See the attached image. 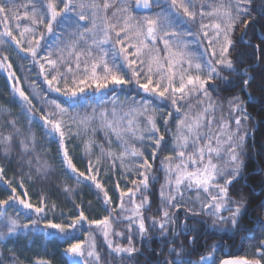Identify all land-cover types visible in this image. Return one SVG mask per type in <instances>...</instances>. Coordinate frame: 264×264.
<instances>
[{
    "label": "snow or ice",
    "instance_id": "6c2138e0",
    "mask_svg": "<svg viewBox=\"0 0 264 264\" xmlns=\"http://www.w3.org/2000/svg\"><path fill=\"white\" fill-rule=\"evenodd\" d=\"M38 2L39 0H26L24 4H17L15 0H0V20L5 24L10 20H16L18 22L16 29L19 30L18 38L13 29L6 26L4 31L0 32V44L5 43L4 37L9 38L22 52H26L31 56L32 60L39 65L41 74L45 73V64H47L49 69L48 74L44 75V79L49 88L69 99L76 98L85 93L86 89L93 87L96 91H100L109 88V86L116 88L134 84L149 96L170 101L177 113L187 108L188 110L183 113V118L179 119L177 123L175 157L179 158V162L175 164L173 169L171 166L173 157H166V160L170 163L165 165L166 183L165 186H162L161 198L166 199L168 205L172 208L181 207L182 205L173 203V201L177 200V195L180 199H183L181 185L187 181L188 188L195 185L197 189H202L203 192L208 193L210 197V202L202 204L200 212L189 209L192 215H210L214 217V223H230L232 228H237L240 222L241 210L246 200L242 194L239 200L230 198L229 186L239 175L241 153L238 149L243 148L245 135L240 134V118L235 119L236 131H229L223 140H221V136H225V130L230 127L227 122L222 121L220 123L217 133L211 132L214 121V115L211 114L214 113L216 105L212 101L207 85L214 80H227L226 76L221 75L225 70L229 73H236L234 62L230 57V50H234L232 33L237 30L239 25L245 30L244 36L247 35L249 24L257 19L252 8L254 0H234V3L230 2L227 5L221 3L218 7L212 8L210 6V10L207 12L203 6L201 7L199 12V16L202 18L200 30L203 39L207 40L206 52L210 53L207 61H203L201 57L193 56L187 50V44L184 41L175 39L181 35H192V33L190 31L188 33L179 31L178 26L184 21L179 18L178 13H173L170 10L158 12L151 17H145L143 22H139L132 15L130 0H120L119 6H117L116 0H99V2L98 0H87V2L85 0H59L62 7H58L57 0H44L46 10L45 7L38 8ZM153 3L154 0H135V7L150 9ZM170 3L172 9L180 10L188 20L196 22L197 12L193 10L192 0H187V2L186 0H170ZM156 6L160 7V4L157 2ZM20 8L24 9L22 13L19 11ZM109 9H112L111 15H109ZM261 11H264V5H262ZM69 13H75L77 19L72 21L71 17L68 16ZM205 16L214 19L210 23H204L203 17ZM65 17H68L70 22L64 32L62 35H57L55 43L49 46V50L44 55H41V40L45 38V34L54 35L55 28L65 24ZM98 19L102 20V24L97 23ZM20 20L29 22L22 27V30H20ZM83 21H87V23L81 25L80 22ZM40 26L43 27L44 31H41L37 38L36 32ZM26 34H30V38L27 41L28 47L25 48L22 43ZM63 36H67L68 39L64 40ZM241 39L243 40L244 37L242 36ZM158 42L163 44V49L157 47ZM109 43L112 44L110 49L105 47ZM261 43L264 44V41H261ZM117 45L119 46L118 53ZM54 50L55 58H53ZM255 50L260 53L262 51L261 45H255ZM161 52L164 54L161 55ZM110 54L111 60L108 59ZM118 56L122 57L123 64L117 63ZM8 59L7 55L3 57L0 68L6 70L12 68L10 63L5 65ZM41 61L44 63H41ZM243 75L247 77L243 79V84L247 89L253 83L254 78L248 75L247 69ZM14 77L15 73L9 72V78ZM16 83L19 84L18 78ZM256 86L264 89V83ZM13 92L18 94L20 100L27 105L25 116L29 131L24 132L21 127L17 126L15 120L8 121L11 131L7 134L0 133V151L3 152L4 157L7 158L13 150L18 149L21 158H26L25 162L29 169L31 170L33 167L34 159L37 174L43 173L46 178V173L49 170L47 161H42L39 155H30L36 151L35 134L31 132L35 116L31 113L39 112V120L42 122L41 127L45 130V134L49 138L53 135L59 137V150L66 168L70 169L72 173H78L85 180H90L103 193L104 203L106 205L110 204L111 199L108 192L103 184L97 180L96 175H86L84 172H78L72 161L65 144V129L68 132L72 131L68 121L65 120V117L70 115L69 109L55 100L48 102L53 109L52 111L37 108L22 88L14 86ZM193 99L200 106L195 110L191 103ZM228 103L232 111L246 113V109L242 107L243 102L240 101L238 96L233 97ZM154 112L155 109L151 107L149 101L137 102L133 98L131 105L127 106V111L122 114L117 112L115 99L113 100L111 113L103 111L99 114L101 127L105 130L109 144L112 143L111 137L114 136L120 142L119 147L122 149L119 155L111 150L104 152L101 149L102 156L112 159L113 167H115V160L117 159L120 161L121 167H124L127 158H140L137 166L144 169V171L136 173L143 179L132 181L136 185L135 191L128 189L121 192V198L128 196L134 207L131 210L125 208L123 199H121L119 205L121 212L130 213L124 216L129 221V231H131L133 225H138L141 236L147 232L143 211L148 204V198L145 195L140 203H136L135 192L148 189V170L151 169L152 165L132 141H143L145 139L139 117H144L147 125L150 126V129H148L150 132L157 133L159 131L152 115ZM168 115L171 117L172 114L169 113ZM95 118L94 111L93 115H86L79 120L71 117V123L77 124L78 127L87 131L90 122ZM244 119H248L246 114ZM165 124H167V120H165ZM75 135L79 136V131ZM148 139L152 140L159 148L164 137L162 135L159 137L150 135ZM213 141H215V145H213ZM190 142L193 149L191 152L188 151ZM222 145L227 146L226 151L233 165L232 170L226 174L222 172L213 159L214 156L217 159L221 157ZM85 151L91 154V143L86 144ZM152 155L154 158L155 151ZM100 162L101 158L98 157L96 164ZM89 163L88 172L92 173L95 170L98 173L99 169H95L91 165V161ZM4 172L5 169L0 167V180L4 179ZM173 172H175L174 177ZM221 176L223 182L220 180ZM173 179L175 194L170 192L165 195L163 188L171 186ZM5 183L11 189V193L7 199H0V208L9 205V201H15L23 208L34 211L38 217L41 213H44V206H33V204L21 198L28 195L27 191L17 194V188L12 185L11 181H5ZM23 186L21 180L20 187L23 188ZM117 187L119 188V185ZM210 189H215V193ZM64 190L70 191L67 187ZM230 202L234 207H228ZM41 204L43 205V200ZM207 209H213V211L208 212ZM222 211H227L230 215L225 217L221 215ZM0 219L6 222V230L4 233H0V240L15 235L21 227L17 219L7 217L3 211H0ZM86 220H88L87 216L83 210H80L78 216L69 225L48 221L44 226L65 234L70 228ZM31 223L36 225L37 220H32ZM90 223L97 228L102 226L103 235L109 249L117 255L126 254L131 257L137 251L132 246L131 238H129L128 247L114 246L108 240L109 233L112 230L110 216L92 220ZM170 223L174 224L175 218L170 215L168 210H163L161 220H153V225L158 224L162 233H166L167 225ZM22 227L27 229L28 225L24 224ZM173 232L175 233V229H173ZM116 234L120 235V233ZM195 239V236H193L190 243H194ZM214 251L215 248L213 247L208 256H202L195 264H208L212 260L211 252ZM66 252L74 257H85V249L81 242L70 244ZM86 255L94 261V264H101V256L96 251L94 241L89 245ZM169 255L175 258L167 260L166 264H192L191 261L184 262L181 260V251L176 247L169 249ZM256 256L259 258L221 260L220 264H261V261L264 260V240L261 241ZM16 259L13 256L10 264H16ZM0 264H3V262L0 261ZM38 264H48V262L39 261ZM85 264H88V262L85 261Z\"/></svg>",
    "mask_w": 264,
    "mask_h": 264
},
{
    "label": "trees",
    "instance_id": "16d2710c",
    "mask_svg": "<svg viewBox=\"0 0 264 264\" xmlns=\"http://www.w3.org/2000/svg\"><path fill=\"white\" fill-rule=\"evenodd\" d=\"M15 2L24 4L26 0H15ZM157 2L160 7L156 6ZM230 2L234 3V0H192L193 10L197 12L196 22L188 20L180 10L172 9L170 0H154L153 6L147 10L136 8L135 0H130L132 5L130 10L139 22H143L145 17L154 16L161 11L170 10L173 13H178L179 18L184 21L178 26L179 31L181 33L190 31L192 35H181L175 39L184 41L187 44V50L193 56L201 57L203 61H207L210 53L206 52L207 40L203 39L201 34L200 21L202 18L199 16V12L202 6L207 12L210 10V6L214 8L221 3L227 5ZM57 3L58 7H62L59 0H57ZM116 3L119 6L120 0H116ZM262 5H264V0H254L252 8L257 19L249 24L246 36H244L245 30L239 25L237 30L232 33L234 50H230V57L234 62L236 73H229L225 70L221 75L226 76L227 80H214L207 85L212 101L216 105L215 112L212 115L219 116L221 114V116H224L228 113L231 110L228 101L237 96L243 102L242 107L246 109V113L236 111V116L242 120L243 128L241 132H246V136L240 155L242 162L240 174L229 186L230 198L239 200L242 194L246 200L241 210L239 226L235 229L232 228L230 223H214V217L210 215H192L189 209L200 212L202 203L194 199L193 193L189 189H181L183 199H180L177 195V200L173 201V203L182 205L179 208L170 207L167 200L161 198L162 186H165L166 183L165 165L170 163L166 160V157L171 156L169 149L174 141V126H176L178 115L181 114L175 111L170 101L149 96L134 84L116 88L109 86V88L100 91H96L93 87L86 89L85 93L76 98L69 99L49 88L44 79V75L48 74L49 66L47 64H45V73L41 74L39 65L32 60L31 56L26 52H22L9 38L4 37L5 43L0 44V62L7 55L9 59L5 62V65L10 63L12 68L8 70L0 68V133L7 134L11 131V126L8 123L10 120H15L17 126L21 127L24 132L29 131L25 116L27 105L20 100L18 94L13 92L14 86L22 88L37 108L52 111L53 109L48 103L52 100L68 108L70 115L65 117V120L68 121L72 131L68 132L65 129V144L72 161L78 172H84L86 175H96L97 180L103 184L108 192L111 203L107 205L104 203L103 193L90 180H85L78 173H72L70 169L66 168L59 150L58 135L49 138L41 127L42 122L39 120V112L31 113L35 116L31 132L35 134L36 151L30 155H39L42 161H47L49 170L45 178V174H37L34 159L33 167L31 170L29 169L25 162L26 158H21L18 149L13 150L7 158L0 151V167L5 169L4 179L0 180V199H7L10 195L11 189L5 181H11L12 185L17 188V194L27 191L28 195L21 198L33 204V206H44L45 211L38 217L34 211L23 208L15 201H9V205L0 208V211L5 212L7 217L17 219L21 225L15 235L0 240V261L3 264H10L13 256H15L17 258L16 264H38L39 261H47L48 264H81L74 263L72 256L67 254L66 250L72 243L81 242L86 244L89 238H93L95 241L96 251L101 256V264H166L167 260L175 258L169 255V249L173 247L181 251L180 258L184 262H196L202 256L209 254L214 247L215 251L211 253L217 258V264L219 259L224 257V243L228 241L229 237L231 238L229 245L232 248V255H241L242 250H238L242 248L241 239L244 236L241 228L246 222H249V210L255 208L252 211L251 218L264 219L262 217V206H258L259 199L254 195L252 196L251 192L252 187L255 189L264 188V89L256 86L264 83V44L261 43V41H264V11H261ZM37 7H45L44 0H39ZM19 11L22 13L24 9L20 8ZM111 12L112 9H109V15H111ZM68 16L71 17L72 21L77 19L75 13H69ZM64 19L65 24L56 27L54 35L45 34V38L41 40V55H44L49 50V46L55 43L56 36L62 35L64 32L70 22L68 17ZM213 19V17L205 16L203 22L210 23ZM17 23L16 20H10L5 24L0 20V32H3L7 26L12 28L14 34L19 38V30L16 29ZM19 23L21 25L20 30H22V27L29 22L20 20ZM80 23L83 25L87 21ZM97 23L102 24V20L98 19ZM41 31H44L42 26L37 29V38ZM242 36L244 37L243 40L241 39ZM29 38L30 34H26L22 43L23 47H28L27 41ZM63 39L67 40L68 37L63 36ZM257 44L261 45L262 51L260 53L255 50ZM105 47L110 49L112 44L109 43ZM157 47L163 49V44L158 42ZM116 49L118 53V45ZM163 54L161 52V55ZM65 55L67 54L65 53ZM53 58H55V50ZM108 59H112L111 54ZM41 63L44 62L41 61ZM117 63L123 64L122 57L118 56ZM246 69L248 75L254 78L253 83L247 89L243 84V79L247 78L243 75ZM9 72H14L15 77L10 79ZM17 78L19 84L16 83ZM133 98L137 102L147 100L151 103V107L155 109L152 114H154L153 117H155V123L159 129L157 133H150L148 129L143 128L146 121L141 118L139 121H142L140 123L141 128L146 131H143L145 139L143 141H132L152 165L151 169L148 170V189L135 192L136 203H140L145 195L148 198V204L143 211L147 232L143 236L138 231V225H133L131 231H129V221L124 216L130 213L121 212L119 207L121 199H123L125 208L131 210L134 207L128 196L121 198V192L128 189L135 191L136 185L132 181L143 179V177L136 174L144 171V169L137 166L140 158H127L124 167H121L120 161L117 159L115 160V167H113V160L107 156H102L101 153V149H103L104 152L111 150L119 155L122 149L119 147L120 142L114 136L111 137L112 143L109 144L105 130L101 127L99 114L103 111L111 113L114 99L116 100L118 114H122L127 111V106L131 105ZM193 102H195V99H193ZM94 111L96 118L90 122L87 131H80L77 124L71 123V117L79 120L86 115H93ZM169 113L172 114L171 117H169ZM245 114L248 119H244ZM217 118L214 117L215 120ZM165 120H168L167 124H165ZM77 131H79V136L75 135ZM150 135L156 137L162 135L164 137L159 148L152 140L148 139ZM89 143H91V154L85 151V146ZM154 151L155 157L153 158ZM98 157L101 158V162L96 164ZM89 161L95 169H99L98 173L95 170L92 173L88 172ZM178 162L179 160L171 162V166ZM259 170H262L260 174L258 173ZM21 180L23 181V188L20 187ZM117 185H119V188ZM65 187L70 191H65ZM163 190L165 195L170 192L175 194L174 179L172 185L164 187ZM42 200L43 205L41 204ZM228 207H234V205L230 202ZM80 210L84 211L88 220L70 228L65 234L44 226L48 221L69 225L78 216ZM163 210H168L170 215L175 218L174 224L167 225L166 233L161 232L158 224L153 225V220L159 221L162 219ZM207 211L212 212L213 209H207ZM221 215L228 217L230 213L222 211ZM106 216L111 217L112 223L108 240L114 246L128 247L129 238H131L132 246L137 249L131 257L126 254L117 255L112 252L103 235L102 226L97 228L90 223L92 220L103 219ZM32 220H37V224L32 225ZM24 224L28 225L27 229L22 227ZM254 224L252 226L250 224L249 227L252 228ZM5 225V220L0 219V233L5 232ZM173 229H175V233ZM250 231L257 236L263 235L264 232L262 227L259 229L253 228ZM116 233H120V235ZM193 236L196 238L195 242L190 243ZM252 246L255 245L252 244ZM91 264H94V262Z\"/></svg>",
    "mask_w": 264,
    "mask_h": 264
},
{
    "label": "rangeland",
    "instance_id": "374dc122",
    "mask_svg": "<svg viewBox=\"0 0 264 264\" xmlns=\"http://www.w3.org/2000/svg\"><path fill=\"white\" fill-rule=\"evenodd\" d=\"M139 9H144V8H139ZM145 10V9H144ZM147 10V9H146ZM192 105H193V109L195 110L196 108H199L200 106L199 105H197L195 102H193V100H192ZM188 109L187 108H185V109H183V111L182 112H180L181 114L180 115H178V118L176 119V122L178 123V121H179V119H182L183 118V113H184V111H187ZM215 112V111H214ZM218 114H220V113H218ZM152 115H154V114H152ZM212 115V114H211ZM214 117H218L217 118V120H215L214 119V121H213V125H212V128H211V132L212 133H217L218 132V129H219V125H220V123L223 121V122H227L228 124H229V129H227V130H225V136H221V140H223V139H225L226 138V134L230 131V132H235L236 131V125H235V119L236 118H239V117H237L236 116V111H232V110H230L228 113H226L224 116H221V114L219 115V116H215L214 115ZM141 118H143L144 119V117H139L138 119H141ZM210 118H211V116H210ZM154 119H155V117H154ZM168 119V118H167ZM169 120V119H168ZM168 120H167V122H168ZM144 121H146L145 119H144ZM142 121L140 120V123H141ZM232 122H234V123H232ZM177 123H176V126H174L175 127V129H174V141H173V144H172V146L170 147V149H169V152H170V154H171V156L170 157H173V160L171 161V162H173V161H175V160H179V158L178 157H175V151H176V141H175V137H176V135H177ZM88 128H89V126H88ZM144 129H150V126L149 125H147V122L145 123V127H143ZM243 128V125H242V120H241V128H240V134H242V135H245L246 136V132H241V129ZM80 131H84V129L83 128H80L79 129ZM144 132H146L145 130H143ZM202 131H204V130H202ZM150 132V131H149ZM150 133H152V132H150ZM205 134H207L206 132H205ZM245 141V140H244ZM213 145H215V141H213ZM226 148H227V146L226 145H222V148H221V157L219 158V159H217V158H215V156L213 157V159H214V162L215 163H217V165L219 166V168L222 170V172L224 173V174H226V173H228V172H230L231 170H232V168H233V165L231 164V162H230V160H229V155H228V153H227V151H226ZM193 149H192V147H191V142H190V145H189V148H188V151L189 152H191ZM238 151L241 153V149H238ZM240 161H241V158H240ZM169 164V163H168ZM241 166H242V162H241ZM241 166H240V169H241ZM172 167H173V169L175 168V165H172ZM190 168H191V166H190ZM239 172H240V170H239ZM175 172H173V174H174ZM240 174V173H239ZM239 176V175H238ZM220 180H221V182H223V177L221 176L220 177ZM175 183V182H174ZM181 189L182 190H186V189H189L190 191H192V193H193V197H194V199L196 200V201H198L199 203H202V204H206V203H208V202H210V197H209V194L208 193H205V192H203L202 191V189H197L196 188V186L195 185H193L191 188H188L187 187V181H185V183L184 184H182L181 185ZM210 191H212L213 193H215V189H210ZM94 240H93V238H89V240L86 242V244H83V246H84V249H85V257L84 258H81V257H74V256H72L71 258H72V261L74 262V263H83V264H85V261H87L88 262V264H91L92 262H94V261H92L90 258H88L87 257V255H86V253H87V250L89 249V245L93 242ZM95 242V241H94ZM209 264V263H208Z\"/></svg>",
    "mask_w": 264,
    "mask_h": 264
},
{
    "label": "flooded vegetation",
    "instance_id": "af4514ba",
    "mask_svg": "<svg viewBox=\"0 0 264 264\" xmlns=\"http://www.w3.org/2000/svg\"><path fill=\"white\" fill-rule=\"evenodd\" d=\"M262 172V170H259L258 173L260 174ZM251 192H252V196H256L259 199V203L258 206H262L261 210H262V217H264V188H259V189H255L254 187L251 188ZM255 208H252L249 210V222L245 223V225L243 226V228H241L243 230V237L241 239L242 241V248L238 249V250H242V254L241 255H232V248L231 245H229V242H231V238L229 237L224 244H225V250H224V257H222V259H219L217 264H220L221 260H224L226 258H231V257H241V258H248V259H253V258H259L258 256H256V251L257 249L261 246V241L264 240V232L263 235L261 234L260 236L254 235V233L252 231H250L251 229H259L260 227L263 228L264 231V219L261 220H257L254 217H250L252 214V211ZM256 225H255V224ZM254 224L253 227H249V225ZM247 225V226H246ZM255 239H257V241H255ZM192 240V238H191ZM255 245V246H252ZM209 254H206L204 256H208ZM212 255V260H210L208 263L209 264H216V259L215 255L213 253H211ZM192 264H195V261H191ZM261 264H264V260L261 261Z\"/></svg>",
    "mask_w": 264,
    "mask_h": 264
},
{
    "label": "water",
    "instance_id": "95a60500",
    "mask_svg": "<svg viewBox=\"0 0 264 264\" xmlns=\"http://www.w3.org/2000/svg\"><path fill=\"white\" fill-rule=\"evenodd\" d=\"M241 257H231V258H226V259H224V260H232V259H240Z\"/></svg>",
    "mask_w": 264,
    "mask_h": 264
}]
</instances>
